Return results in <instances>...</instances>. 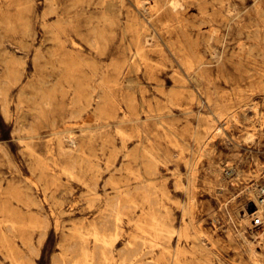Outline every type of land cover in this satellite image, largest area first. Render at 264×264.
I'll list each match as a JSON object with an SVG mask.
<instances>
[{"label": "rangeland", "instance_id": "rangeland-1", "mask_svg": "<svg viewBox=\"0 0 264 264\" xmlns=\"http://www.w3.org/2000/svg\"><path fill=\"white\" fill-rule=\"evenodd\" d=\"M172 2L0 0V264H264V0Z\"/></svg>", "mask_w": 264, "mask_h": 264}, {"label": "bare ground", "instance_id": "bare-ground-1", "mask_svg": "<svg viewBox=\"0 0 264 264\" xmlns=\"http://www.w3.org/2000/svg\"><path fill=\"white\" fill-rule=\"evenodd\" d=\"M173 0H171V2H172ZM182 2V1H181ZM184 2V1H183ZM173 3V2H172ZM171 3V4H172ZM176 3V2H175ZM175 3H174V5H175ZM214 3V2H213ZM170 4V3H169ZM171 4H170V6H171ZM179 4V3H178ZM227 6V5H226ZM175 7V6H174ZM235 7V6H234ZM176 8V7H175ZM179 8V7H178ZM180 9V8H179ZM181 10V9H180ZM204 10V9H203ZM105 12V11H104ZM230 12V11H229ZM232 13V12H231ZM227 14V13H226ZM229 14V13H228ZM233 14V13H232ZM238 15V14H237ZM239 17V16H238ZM207 19H208V17H207ZM201 25V24H200ZM214 25V24H213ZM238 25V24H237ZM216 30V29H215ZM176 31V30H175ZM218 31V30H217ZM211 32V31H210ZM259 32H260V30H259ZM213 36V35H212ZM254 36V35H253ZM247 37V36H246ZM264 41V40H263ZM148 44V43H147ZM240 49V48H239ZM22 50V49H21ZM206 50V49H205ZM131 52V51H130ZM208 52V51H207ZM249 53V52H248ZM198 57V56H197ZM139 59V58H138ZM147 63V62H146ZM152 64V63H151ZM130 65H131V63H130ZM178 67V66H177ZM182 68V67H181ZM139 72V71H138ZM131 80V79H130ZM131 82V81H130ZM129 82V83H130ZM122 84V83H121ZM131 84V83H130ZM128 87V86H127ZM93 89H95V88H93ZM91 90V89H90ZM98 90V89H97ZM4 99V98H3ZM81 106V105H80ZM36 108V107H35ZM75 112H77V111H75ZM76 115V114H75ZM74 115V116H75ZM73 116V115H72ZM230 120V119H229ZM226 127V126H225ZM162 133H164V132H162ZM221 133V132H220ZM219 135V134H218ZM69 136V135H68ZM251 136V135H250ZM69 138V137H68ZM72 138V137H71ZM72 141V140H71ZM74 146V145H73ZM75 147V146H74ZM31 156V155H30ZM38 157V156H37ZM94 168V167H93ZM96 170V169H95ZM105 171V170H104ZM72 172V171H71ZM109 178H110V176H109ZM154 178V177H153ZM156 178V177H155ZM53 180V179H52ZM76 180V179H75ZM140 186V185H139ZM151 189V188H150ZM158 190V189H157ZM118 191V190H117ZM113 196V195H112ZM98 199V198H97ZM114 200V199H113ZM116 200V199H115ZM106 201V200H105ZM125 203V202H124ZM114 204V203H113ZM117 205V204H116ZM262 205V206H261ZM260 206H258V207H260V209L258 210V215H261L262 214V208H263V206H264V204H261ZM115 206V205H114ZM126 206V205H125ZM109 209V208H108ZM108 211H110V210H108ZM111 212H113V211H111ZM111 212H109V214L111 213ZM107 215H108V213H107ZM264 215V214H263ZM108 217H110V218H112L111 216H108ZM107 217V218H108ZM107 220H110V219H107ZM113 220H114V218H113ZM116 220L118 221L119 220V216H116ZM151 220H152V238H153V240H152V244H153V248L154 249H156V250H158V252H159V255H158V257L155 259V261H154V264H162V262H163V260H164V263L163 264H166V259H167V257H168V255H170V257H169V259H170V261H171V264H183V262H182V260H181V258H182V256L184 255V252H183V250L181 249V248H179L175 253H170L169 252V248H168V246H167V244H168V242H169V237H170V234H171V231H170V229H169V227H167V225L165 224V222L160 218V216H159V214L158 213H154L153 215H152V217H151ZM103 221H104V218H103ZM111 222V221H110ZM100 223H101V221H100ZM99 223V224H100ZM105 223H108V222H105ZM118 224V223H117ZM111 225V224H110ZM98 226H103V225H98ZM104 226H105V224H104ZM107 226H109L108 224H107ZM94 229H93V231L95 230V227H93ZM102 228V227H101ZM106 228V227H105ZM109 228H111V227H109ZM112 229V228H111ZM116 229H117V227H116ZM102 230V229H101ZM105 229H103V231H104ZM107 230V229H106ZM113 231H114V229H112ZM115 231H118V229L117 230H115ZM78 232V231H77ZM92 232V231H91ZM118 232H120V231H118ZM75 233V232H74ZM84 233V232H83ZM115 233V232H114ZM114 233H113V236H114ZM104 234V233H103ZM115 234H117V232L115 233ZM80 235V234H79ZM85 235V234H84ZM91 237L94 239L93 241H97L96 243H98V242H100V243H102V244H104L105 246H107V245H109V242L106 240V238H105V236H103V235H101V234H99L98 233V231H94L92 234H91ZM91 238V239H92ZM108 238V237H107ZM176 238V237H175ZM109 239V238H108ZM111 241H112V239H111ZM99 245V244H98ZM126 245H127V243H126ZM73 246H74V244H73ZM128 246V245H127ZM97 247V244H96V246H95V248ZM99 247V246H98ZM101 247V246H100ZM99 247V248H100ZM104 247V246H103ZM143 247V246H142ZM172 247V246H171ZM106 248V247H105ZM128 248H130V246L128 247ZM109 251H110V249L109 248H107ZM70 250H72V249H70ZM124 250V249H123ZM151 250V249H150ZM122 251V250H121ZM125 251V250H124ZM120 252V251H119ZM86 253V255H87V252H85ZM89 253V252H88ZM135 253V252H134ZM99 254V253H98ZM109 255V254H108ZM121 255V254H120ZM81 256V255H80ZM100 256V255H99ZM122 256V255H121ZM130 256V255H129ZM85 257V256H84ZM84 257H83V259H84ZM87 257V256H86ZM103 258V257H102ZM68 259V258H67ZM82 259V258H81ZM121 259V258H120ZM89 260V259H88ZM106 261V260H105ZM128 261V260H127ZM92 262V261H91ZM90 262V263H91ZM93 263V262H92ZM91 263V264H92ZM96 263V262H95ZM146 263H149V261L148 262H146ZM86 264V263H85ZM108 264V263H107ZM119 264V263H118ZM153 264V263H152Z\"/></svg>", "mask_w": 264, "mask_h": 264}, {"label": "built area", "instance_id": "built-area-1", "mask_svg": "<svg viewBox=\"0 0 264 264\" xmlns=\"http://www.w3.org/2000/svg\"><path fill=\"white\" fill-rule=\"evenodd\" d=\"M259 204H264V187L259 190ZM257 222H259V219H256Z\"/></svg>", "mask_w": 264, "mask_h": 264}]
</instances>
